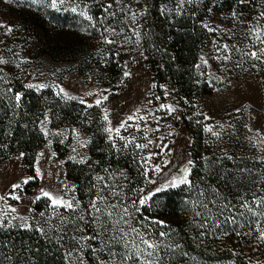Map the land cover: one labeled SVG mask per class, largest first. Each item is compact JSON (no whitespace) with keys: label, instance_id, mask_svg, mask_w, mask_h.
<instances>
[{"label":"rangeland","instance_id":"obj_1","mask_svg":"<svg viewBox=\"0 0 264 264\" xmlns=\"http://www.w3.org/2000/svg\"><path fill=\"white\" fill-rule=\"evenodd\" d=\"M97 1L0 0V96L3 100L8 92L16 97L23 89L35 91L41 106L32 115V128L42 135L33 156L25 158L24 151L8 146V117L5 124L0 119V228H30L41 217L34 215V205L41 199L47 205L46 214L74 211L89 216L97 226L104 219L101 210L113 202L119 207L117 224L111 229L93 225L85 238L98 256L101 250L105 258L116 255L123 264H149L153 260L150 251L132 253L124 244L110 253L102 244L116 237L129 239L128 230L141 222L136 214L138 187L132 186L128 195L126 181L138 183L144 170L148 198L189 183L191 127L199 124L209 150L223 158L222 168L229 171L217 183L231 185L226 196L232 192L235 203H241L238 210L248 212L252 201H262L259 221L252 226L264 229V189L247 167L259 162L264 173V9L260 8L264 0H169L162 4L168 15L182 9L197 11L208 34L199 64L213 90L194 96L186 107L180 104L175 88L155 76L156 55L140 36L149 15L146 0H107L99 12L104 16L95 18L93 11L101 9ZM37 5L63 15L71 11L79 21L55 26L45 12H38ZM28 10L45 19L47 32L40 35L27 26H13ZM120 53L125 55L124 62L112 72L109 60ZM6 67L8 76H4ZM62 105L72 109L67 120L59 118L62 114L56 107ZM110 146L124 150L136 165L131 174L124 167H114L109 171L115 179L111 185L104 180V164L99 162L101 151ZM226 161L235 165L227 166ZM73 163H87L96 179L85 207L77 183L67 177V167ZM216 217L217 222L223 218ZM214 235L213 240L224 241L233 252V245L242 244L239 254L253 263L264 261V239L257 244L250 234L236 236L227 230ZM212 264L232 263L224 259Z\"/></svg>","mask_w":264,"mask_h":264},{"label":"trees","instance_id":"obj_2","mask_svg":"<svg viewBox=\"0 0 264 264\" xmlns=\"http://www.w3.org/2000/svg\"><path fill=\"white\" fill-rule=\"evenodd\" d=\"M106 1H97L101 9L93 11L92 15L95 18L104 16L99 12L103 11L102 6L104 7L103 3ZM167 1L169 0H146L149 15L147 25L140 36L144 44L156 55L155 76L159 81L174 87L180 104L186 107L194 96L210 94L213 90L199 64L202 46L208 34L201 23L202 16L195 15L197 11L182 9L168 15L165 8H162V4ZM25 2L32 6L35 4L34 1ZM245 7L249 8V6ZM35 8L41 14L45 12L49 23L55 26L79 21V18L70 15L71 11L63 15L60 10H44L38 5ZM260 8L264 9L263 6ZM80 20L83 22V18ZM13 26L15 28L27 26L40 35L47 32L45 19L30 13V10ZM124 58L123 53L118 56L112 55L109 60L112 72L115 71V67L123 64ZM9 73L10 69L6 67L4 76H8ZM3 95L5 96V93ZM40 106V96L33 90L23 89L19 95L16 94V97L8 92L6 99L3 100L0 96V119L5 124V118L8 117V127H10L5 137L8 146L13 150L24 151L25 158H31L42 142V135L32 128L35 127L32 115ZM56 108H59L62 114L59 117L61 120L70 118L72 111L70 106L62 105ZM191 129L193 166L189 183L158 192L148 198L143 169L138 183L126 181L128 195L132 191V186L138 187L136 214L141 218V222L138 227L128 230L129 239L116 237L105 245L102 244V249L110 253L117 252L122 248L121 245L125 244L131 247L132 253H135V250L142 252L147 250L151 252L150 257L153 259L149 264H212L224 259H230L232 264H255L251 259L239 254L243 250L242 244L233 245L235 248L233 252L232 247H227L224 241L213 240V236L221 230H227L236 236L250 234L251 239L255 237L252 242L257 244L261 242L260 239H264L261 235L264 229L252 224L259 221V206L262 201L257 203L256 199L252 201L253 207L248 209L249 213L238 210L241 203L239 205L238 201L235 203L236 198L231 195L232 192L226 196L232 189L231 185L227 186L223 181L221 185L217 183L220 176L228 175L229 171L226 172L222 168L225 161L209 150L206 133L201 125L198 124ZM99 162L104 164L105 170L101 169V172L104 173V180L108 181L109 185L115 181L114 176L111 177L109 173L114 167L117 169L124 167L126 172L131 174L136 166L129 154L111 146L101 151ZM226 164L234 166L235 162L226 161ZM259 166L261 164L256 161L247 164L252 178L255 182H261L264 189V179L260 178L263 170ZM88 170L87 163H73L67 167V177L77 183V193L84 207L87 206L88 200L92 199L93 185L96 184L93 171ZM221 194L225 198H218ZM43 203H45L44 199L35 203L34 215L41 217L30 228L8 231L0 228V264H123L118 257H115L116 255L113 258L107 255L105 258L106 254L101 250L98 251L100 256L97 255L89 239L85 238L95 223L89 216H80L74 211L65 209L52 215L46 214L44 208L47 209V205ZM107 204L111 207L101 210L104 223L99 221L100 225H94L96 229L105 225L109 226L107 229H111V226L120 220L116 212L119 209L117 203L115 207L113 202ZM211 209L214 211L209 212L212 211ZM219 214L223 218L218 217L217 222L215 218ZM244 225L245 227L240 228ZM258 264H264V261H258Z\"/></svg>","mask_w":264,"mask_h":264}]
</instances>
